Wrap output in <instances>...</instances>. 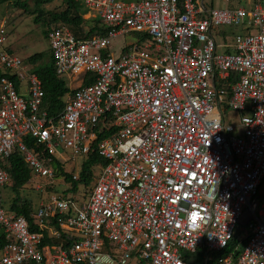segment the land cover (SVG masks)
Instances as JSON below:
<instances>
[{"label": "built area", "instance_id": "obj_1", "mask_svg": "<svg viewBox=\"0 0 264 264\" xmlns=\"http://www.w3.org/2000/svg\"><path fill=\"white\" fill-rule=\"evenodd\" d=\"M77 1L103 31L47 30L70 89L54 112L0 22V73L15 76L0 74V264H188L197 250L264 264V2ZM13 152L40 194L30 218L1 202ZM94 154L72 189L65 174ZM244 216V248L219 256Z\"/></svg>", "mask_w": 264, "mask_h": 264}, {"label": "trees", "instance_id": "obj_2", "mask_svg": "<svg viewBox=\"0 0 264 264\" xmlns=\"http://www.w3.org/2000/svg\"><path fill=\"white\" fill-rule=\"evenodd\" d=\"M29 1H32V6L29 5ZM52 0H0V5L3 3L12 2V4L19 9H23L28 13H35V21H42L46 26L43 30L44 35L49 28L55 26L58 23H64L70 27L73 33L78 37H89L93 33L102 32L103 29L99 26L96 19L86 20L83 18V14L86 9L77 0H62L64 8L60 11L46 10L43 4ZM264 2V0H253L252 3ZM94 21V22H93ZM49 52V51H48ZM50 53V52H49ZM47 58V62H43V59ZM25 63L32 65V71L35 72L38 78L41 80V86L44 92L42 109H47L50 112H54L61 109L64 104V96L70 89L64 79L57 76L53 66V59L51 53L46 56L44 52H35L30 56L23 59ZM1 74V73H0ZM1 75L8 76L15 79L14 75L8 73H2ZM16 85H19V81L15 80ZM104 163V161L94 155H90L83 161L82 168L78 179H72V173H66L65 177L71 182L72 189L78 187L80 183L89 185L92 181V165L96 163ZM6 170L11 178V185L5 186L4 189L7 193V205L11 211L16 214L24 215L30 218V212L34 205V197L29 194H22V190H29L36 195V201L40 197L39 193L26 187V184L31 176L30 169L24 163L22 156L18 152H13L6 162ZM245 223H238L233 237L228 243V246L217 252L219 256L226 255L229 252L237 256L246 243L247 237L238 239V236L243 232ZM6 243L3 232L0 230V249ZM215 253H204L202 250H197L194 253L184 254V259L188 264H212L215 258ZM211 256V258H210ZM208 259V260H207Z\"/></svg>", "mask_w": 264, "mask_h": 264}, {"label": "rangeland", "instance_id": "obj_3", "mask_svg": "<svg viewBox=\"0 0 264 264\" xmlns=\"http://www.w3.org/2000/svg\"><path fill=\"white\" fill-rule=\"evenodd\" d=\"M207 7L215 9H223L231 6L248 5L253 4V0H205ZM32 6V1L28 2ZM44 9L52 11H60L64 8L62 0H52L43 4ZM35 13L25 12L23 9L16 8L12 2L3 3L0 5V22L6 20L7 38L4 46H8L16 56L21 59H26L35 52H44L46 56L50 53V48L46 36L43 30L46 26L42 21H35ZM120 36L115 37L113 40L115 49L122 42ZM125 40H130V37L126 35ZM49 51V52H48ZM47 58L43 59V62H47ZM67 81V80H66ZM68 85V81H67ZM26 89L25 81L20 83V90L24 92ZM232 115H236L234 112ZM2 204L7 205V193L2 188ZM22 194H29L34 197V203L36 202V195L29 190H22ZM246 221V216L242 218V223Z\"/></svg>", "mask_w": 264, "mask_h": 264}, {"label": "crops", "instance_id": "obj_4", "mask_svg": "<svg viewBox=\"0 0 264 264\" xmlns=\"http://www.w3.org/2000/svg\"><path fill=\"white\" fill-rule=\"evenodd\" d=\"M223 39H224L223 36H220V35L216 36L217 43H219V44L223 43V41H224ZM7 48H8L9 51H11V49L8 46H7ZM6 198H7V196H6ZM7 207H8V205H6V208Z\"/></svg>", "mask_w": 264, "mask_h": 264}]
</instances>
